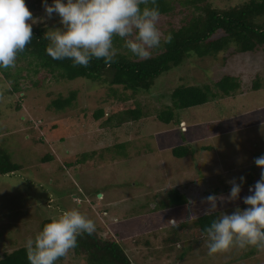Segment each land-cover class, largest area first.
<instances>
[{
	"label": "rangeland",
	"instance_id": "1",
	"mask_svg": "<svg viewBox=\"0 0 264 264\" xmlns=\"http://www.w3.org/2000/svg\"><path fill=\"white\" fill-rule=\"evenodd\" d=\"M171 1L176 11L160 16L162 39L151 55L163 50L168 34L186 23L192 12H200L193 0ZM209 1L226 8L248 0ZM26 3L37 21L34 24L42 22L48 31L62 27L58 15L47 17L44 0ZM123 43L114 38L115 49L129 53ZM226 50L216 56L193 55L164 72L150 90L138 92L134 99L148 115L140 123L113 128L92 115L98 108L108 112L116 102L107 82L58 80L49 69L37 68L36 60L23 59L10 72L22 74L25 90L12 93L15 79L2 74L0 146L22 168L0 174V255L25 246L28 238L42 230L45 220L78 208L95 222L96 231L113 235L135 264H264V250L256 247H231L209 255L207 239H192L175 248L163 242L175 224L205 213L204 197H227L228 181L233 178L237 182L241 176L246 178L240 198L218 200L217 210L249 207L244 197L252 194L249 188L260 179L261 168L254 160L264 155V50L238 53L234 45ZM226 74L241 82L229 95L215 87ZM183 84H209L218 93L204 105L180 110L176 123L159 122L158 111L172 104L173 90ZM114 87L123 94V86ZM71 90L77 91L72 106L48 107L53 98L67 96ZM122 143L125 146L118 147ZM180 144L194 148L191 156H174L173 148ZM210 145L212 149H206ZM48 155L52 157L44 160ZM175 188L188 197V203L172 209L143 208L151 194L164 195ZM148 240L150 245L145 243ZM82 263L81 255L56 262Z\"/></svg>",
	"mask_w": 264,
	"mask_h": 264
},
{
	"label": "trees",
	"instance_id": "2",
	"mask_svg": "<svg viewBox=\"0 0 264 264\" xmlns=\"http://www.w3.org/2000/svg\"><path fill=\"white\" fill-rule=\"evenodd\" d=\"M192 4L200 12L197 14L192 12L186 23L178 29H173L170 33L172 41L166 43L164 40L163 50L151 55L150 58L140 59L130 51L124 53L116 50L117 55L114 62L110 64L105 63L103 59L96 58H92L87 67L73 66L70 59L54 60L46 52L49 41L44 39V34L48 29L41 22L33 23L32 41L23 52L18 54L16 65H20L19 62H22L20 60L32 59L37 61V68L42 66L49 69L58 80L86 78L107 82L116 96V102L111 104L108 112L104 108L96 109L92 114L93 117L103 118L102 125L108 128L120 127L129 122L140 123L148 114L139 101L134 100L136 94L143 90H150L160 75L182 65L189 57L193 55L216 56L219 52L229 49L231 45H234L238 53L264 50V0H248L226 8H217L209 0H193ZM157 5L161 15L176 11L171 0H157ZM141 7L143 8L144 5ZM115 40L123 41L119 37ZM10 70L11 68L7 70L0 68V76L3 74L10 80L15 79L10 92L21 93L25 90L20 82L22 74L15 76ZM114 85L123 86L122 95L118 93ZM240 85L241 82L229 74L224 75L215 83V87H218L225 95L231 94L232 90ZM212 89L213 87L209 84H183L175 87L171 94L172 104L159 110L156 119L161 123H176L180 110L204 105L212 96L217 95L218 92L214 93ZM127 90L133 91L132 94L129 95ZM76 98L77 91L71 90L67 96L60 94L53 98L48 107L64 110L72 106ZM20 108L21 106L18 105L17 109ZM79 129L82 130L83 127ZM124 146L125 143L118 145V147ZM212 147V145L206 146V149H212ZM193 151L194 148H190L187 144H180L173 148V154L177 158L191 156ZM51 157L52 155H48L44 157V160ZM66 164L70 166L72 163L67 162ZM21 168L22 165L12 159L8 150L0 146V174L13 173ZM260 173L261 169L258 172L259 177ZM151 196V201L147 200L143 208L172 209L173 206L188 203V197L178 188L170 189L164 195L154 193ZM235 209V207L225 208V210H216L211 215L203 213L193 221H181L173 226L163 242L171 244V247L174 245L175 248L179 244L189 243L192 239L205 241L207 239L205 229L210 226L211 221L223 212L231 214ZM47 222L49 219L45 220L43 226ZM154 234L159 236L156 232ZM145 243L151 244L149 240ZM69 255H81L82 264H135L113 235L104 236L96 230L91 235L85 233L78 237L77 246L67 254ZM67 256L61 259L64 260ZM0 264H29L26 247H19L0 255Z\"/></svg>",
	"mask_w": 264,
	"mask_h": 264
},
{
	"label": "clouds",
	"instance_id": "3",
	"mask_svg": "<svg viewBox=\"0 0 264 264\" xmlns=\"http://www.w3.org/2000/svg\"><path fill=\"white\" fill-rule=\"evenodd\" d=\"M44 8L49 19L58 15L62 25L45 32L44 39L49 41L46 52L54 60L70 59L73 66L87 67L92 58L108 64L114 62L116 37L140 59L150 58L151 49L161 43L157 0H54L52 4L44 0ZM36 22L26 0H0V68H15L18 54L32 41V25ZM171 41L169 33L165 42ZM254 163L261 173L260 179L249 188L252 194L244 197L249 207L222 213L205 229L209 255L231 247L264 250V155L255 158ZM245 179L241 176L240 182L236 178L229 180L231 189L227 197L215 194L204 197L202 203L208 205L205 214L216 212L218 200H238ZM95 227V222L78 208L50 217L42 230L26 241L29 264H56L77 246L78 237L91 235Z\"/></svg>",
	"mask_w": 264,
	"mask_h": 264
},
{
	"label": "water",
	"instance_id": "4",
	"mask_svg": "<svg viewBox=\"0 0 264 264\" xmlns=\"http://www.w3.org/2000/svg\"><path fill=\"white\" fill-rule=\"evenodd\" d=\"M102 196V194L100 193V197Z\"/></svg>",
	"mask_w": 264,
	"mask_h": 264
}]
</instances>
